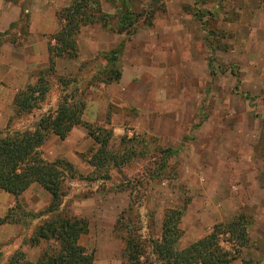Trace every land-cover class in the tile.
<instances>
[{
  "label": "rangeland",
  "instance_id": "rangeland-1",
  "mask_svg": "<svg viewBox=\"0 0 264 264\" xmlns=\"http://www.w3.org/2000/svg\"><path fill=\"white\" fill-rule=\"evenodd\" d=\"M19 1L30 17L33 4L47 11V3H57L60 29L63 21L57 14L65 16L74 3L87 14L101 11L107 18L83 25L77 43L124 31L118 35L121 42L70 78L80 82L74 86L79 90L72 93L71 87L69 91L86 103L83 116L99 112L87 108L88 102L95 100L91 88H101L103 70L114 68L111 56L106 55L119 51L122 87L114 94L123 106L110 104L107 111L87 121L93 128L114 132L111 149L118 158L117 165L111 163L101 170L102 175L111 177L108 181L70 183L61 208L69 217L89 222V233L80 243L94 255L95 264H127L122 258L125 243L121 237L132 233L140 242L159 238L165 211L182 208L187 201L192 211L185 213L182 228L185 233L198 229L192 240L239 214L251 216L250 244L239 248V259L264 264V0H158L156 5L153 0ZM153 8L158 10L151 17ZM14 31V36L21 38L29 33L25 22ZM56 75L60 78L59 72ZM61 98L53 84L45 105L56 107ZM151 114L159 116L154 123L148 120ZM178 117L182 122L176 121ZM23 120L21 125L27 126L32 116ZM78 128L88 133L84 127ZM116 128H122L118 136ZM51 140L53 135L48 142ZM98 148L95 141L85 143L82 154L75 152L77 165L62 159L91 176L94 169L88 161ZM160 149L169 150L166 157L161 158ZM133 188L140 212L131 205ZM45 200L40 198L42 203ZM48 206L32 212L39 213ZM121 217L123 225L139 227L142 232L134 233L132 228L115 231ZM221 217L226 220L220 222ZM28 224L14 226L35 229ZM17 239L2 242L4 264L18 248ZM185 245L180 243V248ZM46 247L45 243L26 247L27 259L40 258Z\"/></svg>",
  "mask_w": 264,
  "mask_h": 264
},
{
  "label": "trees",
  "instance_id": "trees-1",
  "mask_svg": "<svg viewBox=\"0 0 264 264\" xmlns=\"http://www.w3.org/2000/svg\"><path fill=\"white\" fill-rule=\"evenodd\" d=\"M0 1L18 6L21 9L20 22H25L29 29V12L19 0ZM157 2L158 0H153L154 5ZM79 7L78 3H74L66 9L65 16L57 14L63 24L59 32L52 36L55 44L49 46L50 66L39 73L36 85L18 94L15 101L16 116L10 119L7 129L0 131V190L16 199L15 207L9 209L4 217H0V228L5 225L24 227L28 222L35 228L21 229L20 238H16L19 241L18 248L5 264H95L94 255L89 254L80 243L82 237L89 233V222L82 218L69 217L61 211L68 198L70 183L88 184L93 181H108L111 178L109 174L105 176L100 172L111 163L116 166L118 160L111 149L114 132L100 127L93 128L83 120L86 103L83 100H77L69 91L75 84H80L79 80L59 78L56 75L57 60L77 61L79 59L77 36L80 28L83 25L100 23L107 18L101 11L96 14H87L83 9L78 10ZM157 10L153 8L150 16L154 17ZM16 28L18 24L13 25L9 31L0 33V45L4 42L18 43L12 33ZM123 33L124 31L121 30L116 34ZM110 54L106 56H111L110 62L114 68L103 70L102 75L105 77L100 78V83L105 85L119 83L122 78V73L117 67L119 51H113ZM51 80L62 94L61 101L46 113L33 116L45 106L53 86ZM77 90L79 87H74L72 93ZM25 116H32V123L22 126ZM79 126L88 131V135L99 147L88 161L94 169L91 176L80 173L72 163L64 159L48 162L43 155V147L50 136L56 135L59 139L65 140L71 131ZM168 152L167 149L159 150L161 158L166 157ZM127 161L128 159L125 162ZM165 168L166 162L162 164L160 170L163 171ZM34 184H38L51 196L49 206L39 213L27 211L19 201V198ZM132 191L131 205L140 212L141 207L135 201L134 188ZM189 204L190 202L187 201L182 208L165 211L162 233L157 239H145L140 242L131 236L132 233L127 237H121L125 243L122 250L123 260L127 264H231L238 260L241 257L239 248L243 249L250 244L249 232L254 223L253 218L243 213L239 214L228 222L216 224L207 236L181 249L180 242L185 235L182 220ZM126 214L125 211L122 216ZM123 221V217L119 218L115 231L135 229L123 225ZM138 232H142L139 227L134 233ZM10 243L8 245H11ZM43 243L47 244V247L38 261H29L25 248L39 247ZM8 245L6 244L5 247ZM227 245L231 247L228 248ZM2 247L0 243V264H4ZM243 264L247 263L243 261Z\"/></svg>",
  "mask_w": 264,
  "mask_h": 264
},
{
  "label": "crops",
  "instance_id": "crops-1",
  "mask_svg": "<svg viewBox=\"0 0 264 264\" xmlns=\"http://www.w3.org/2000/svg\"><path fill=\"white\" fill-rule=\"evenodd\" d=\"M47 4L50 7L47 11H41L37 8L36 4H33L30 11L31 19L29 22V33L26 34L24 38L18 35L15 36L18 42L17 44L4 42L0 45V131L7 129L10 119L16 116L15 101L18 94L30 86L36 85L39 80V73L47 70L50 66L49 46L50 44H55L52 36L60 30V26L56 19V8H59V5L57 3L55 5ZM20 19L21 9L18 6L0 1V33L9 31L15 24H18L19 27ZM14 30L12 33L15 32ZM99 37H101L100 40H97L96 36H91L79 41V59L77 61L69 59L57 60L56 73L59 72L62 78H73L82 67L87 65V62L95 60L100 54L107 52V48L114 47L115 44L121 42V37L118 35L110 36V34L104 33ZM100 85H102L101 88H91L92 91L95 92V100L93 102L89 101L87 107L89 110L96 109L99 110V112L95 114L90 113L89 115L86 112L85 116H83V120L86 123L91 119L94 120L96 115L102 110L107 111L110 104L119 107L123 106V103H118L119 100L114 94L122 87V81L109 86L105 84ZM106 96H110L111 98H106ZM53 106L54 105L43 106L41 110L37 111L39 112L38 116L46 113ZM47 107L49 109H47ZM156 117L158 118L159 116L153 114L149 115V122H156ZM184 117L182 120H184ZM176 121L181 120L178 117ZM178 124L177 127L180 126V122ZM112 126L114 125H111V127ZM114 131L115 136H118L117 132H121L122 128H116ZM151 131L150 129L148 130V132L152 134ZM155 132L157 131L155 130ZM91 142H94V140L91 139L85 130L83 131L75 127L65 140H61L58 136L53 135V140L47 142L44 146V158L48 162H55L58 159L68 158L73 164L77 165L79 162L74 159V157H76L75 152L78 151L82 154L83 145L85 143L91 144ZM57 143H59L57 147L53 146ZM82 167H85V164H82ZM40 198L46 200L42 203ZM29 199L32 200L30 204L28 203ZM19 201L27 211L40 210L51 203V196L38 184H34L19 198ZM15 204L16 199L3 192V195H0V217H4ZM191 208L192 206L188 207V212L192 211ZM225 220L226 218L221 217L220 222ZM208 231H210V229ZM20 232L21 229H15L14 225H5L1 227L0 243L11 238H17ZM197 232L198 229L187 231L180 243L183 242L186 244L185 247H188L210 233L203 231L205 235L201 232L198 239L192 240L191 237ZM38 259L39 258L30 261L37 262ZM231 264H243V261L238 259Z\"/></svg>",
  "mask_w": 264,
  "mask_h": 264
}]
</instances>
